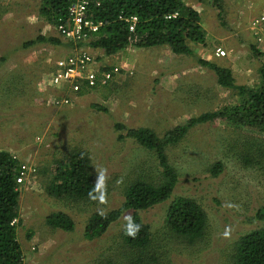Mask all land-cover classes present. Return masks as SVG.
I'll use <instances>...</instances> for the list:
<instances>
[{
  "label": "rangeland",
  "instance_id": "rangeland-1",
  "mask_svg": "<svg viewBox=\"0 0 264 264\" xmlns=\"http://www.w3.org/2000/svg\"><path fill=\"white\" fill-rule=\"evenodd\" d=\"M183 1L193 8L196 1L203 9V42L189 43L192 51L210 62L215 52L237 72L236 85L258 86L260 63L250 45L264 53V25L254 24L255 18L264 14V0H222L221 19L209 0ZM31 2L0 0V151L20 157L31 168L22 185L16 186L21 222L16 233L24 264H120L123 257L115 253L114 246L130 211H125L99 239L85 240L83 229L91 214L107 213L121 205L120 189L126 183L141 178L159 185L163 177L155 154L133 140L118 141L114 126L145 128L162 138L190 118L235 103L236 94L220 88L213 72L196 63L197 56L176 55L165 61L150 52L155 48H149L143 55L145 60L133 66L136 72L122 67L115 78L90 96L66 106H53L47 96L57 98L58 92L46 79L72 52L52 44L21 48L22 43L38 35L65 42L53 27L47 31L40 22L36 12L39 0ZM217 50L223 55H216ZM163 70L170 75L162 76ZM153 79L164 81L163 86ZM94 105L102 110H95ZM248 134L264 145V133L243 132L217 120L193 126L178 143L165 148L177 182L168 201L139 212V216L153 233L161 232L166 230L164 220L171 202L190 198L202 207L206 228L203 237L193 244L184 238L170 242L165 238L160 248L164 262L160 264H230L227 246L262 227L251 217L264 206V167L244 162L248 152L244 143L251 142ZM258 148L264 154V148ZM79 151L87 155L91 176L105 191L104 199L95 204L60 201L45 192L48 175L55 167L53 161L68 167L69 156ZM218 162L223 171L211 177L209 171ZM53 212L69 215L75 225L73 232L49 227L45 217Z\"/></svg>",
  "mask_w": 264,
  "mask_h": 264
},
{
  "label": "trees",
  "instance_id": "trees-1",
  "mask_svg": "<svg viewBox=\"0 0 264 264\" xmlns=\"http://www.w3.org/2000/svg\"><path fill=\"white\" fill-rule=\"evenodd\" d=\"M89 1L90 18L94 22L101 23L99 30L90 40L62 42L59 38L38 35L35 39L22 43L21 48L26 50L36 45L52 44L62 46L72 53L91 48L100 49L111 56L128 46L139 49L166 46L175 55L194 56L189 43L203 42L205 31L197 12L181 0ZM209 1L216 10L218 9L217 17L221 19L220 1L222 0ZM69 3V0H41L38 15L44 22L54 27L59 23V19L64 20L67 17ZM172 15L175 17L168 19V16ZM130 16L138 19L134 33H129L125 22L121 20ZM250 49L260 63L258 86L236 85L228 69L199 57L196 59L199 66L213 72L220 88L235 92L237 99L235 103L190 118L184 124L165 132L162 138H158L145 128L129 129L122 124L114 126L118 133V141L133 140L140 147L155 154L162 169L163 181L155 185L138 178L126 183L120 189L122 201L118 208L111 209L107 213L95 212L90 215L83 229L82 235L85 240L99 239L125 211H130L131 216L114 246L115 253L123 257L119 260L120 264H160L164 262L161 249L165 238H169L168 242L175 238H184L189 244H193L203 237L206 215L196 200L183 197L172 201L166 210L164 220L166 230L162 229L157 233H153L150 225L143 222L139 212L152 209L170 199L177 176L168 165L164 150L167 146L178 143L193 126L220 120L229 127L243 132L252 130L264 133V54L254 45H250ZM33 82L35 83L34 80ZM92 107L95 110H102L96 105ZM250 138L251 142L242 139L247 142L244 145L248 148L244 162L246 161L247 164L255 162L263 168L264 154L258 147L264 148V145L260 141L256 143L252 135ZM255 152L258 153L254 156ZM13 156L14 154L8 151H0V264H24L23 252L16 233L17 226H20L21 222L18 211L19 192L15 179L22 161ZM69 157L71 160L68 167H63V163L59 160L53 161L55 167L50 174L47 173L49 175L46 194L57 200L71 201L75 204L90 205L104 199L105 191L103 192L102 187L91 176L87 155L79 151ZM222 171V164L218 162L209 172L211 177H217ZM251 218L254 222L263 225L241 235L227 246L230 264H264V206L256 209ZM13 221L15 222L11 224ZM45 222L49 227L67 233L73 232L75 226L72 218L64 212L47 215ZM130 232L135 234L129 235ZM108 262L106 261V264H109Z\"/></svg>",
  "mask_w": 264,
  "mask_h": 264
},
{
  "label": "built area",
  "instance_id": "built-area-1",
  "mask_svg": "<svg viewBox=\"0 0 264 264\" xmlns=\"http://www.w3.org/2000/svg\"><path fill=\"white\" fill-rule=\"evenodd\" d=\"M67 10V17L64 20L59 19V23L53 28L57 35L63 41L80 42L88 41L97 33L101 23L94 22L89 16V0H69ZM97 5V4H96ZM175 17V15L168 16ZM126 24L129 33H134L138 22L137 17L130 16L128 18H121ZM255 25H264V14L255 18ZM256 33V30L254 31ZM258 41L260 38L258 37ZM223 55L220 50L216 51V55ZM95 59L86 50L80 49L74 51L67 56L60 67L46 79L47 84L55 90L64 89L70 94H78L84 86L87 89H95L107 85L112 78H114L122 69L119 66H112L108 69L94 70L93 65ZM45 85L44 87H46ZM50 103L53 106H66L70 104V97L59 96L58 98H51ZM15 159L16 155L13 156ZM31 168H28L23 162L20 164L19 172L16 176V184L22 185L25 177L29 174ZM13 221L11 224H13Z\"/></svg>",
  "mask_w": 264,
  "mask_h": 264
},
{
  "label": "crops",
  "instance_id": "crops-1",
  "mask_svg": "<svg viewBox=\"0 0 264 264\" xmlns=\"http://www.w3.org/2000/svg\"><path fill=\"white\" fill-rule=\"evenodd\" d=\"M26 1V0H25ZM186 6H188L187 3H185L183 0H181ZM29 2H31V0H29ZM40 2L41 0H39V3H38V8H39V5H40ZM195 7H191V6H188L190 7L192 10H194L195 12H197L199 18L201 17V12L203 13V9L200 7V3H197L195 1ZM26 4V3H25ZM28 5H32V2L31 3H28ZM38 11V9L36 10V12ZM38 14V13H37ZM40 22L43 23L44 25H46L45 29L48 31L50 30V25L47 24L46 22L43 21L42 18H40ZM201 21V19H200ZM201 26H202V23H201ZM221 26H224L223 24H221ZM52 27V26H51ZM227 28V27H225ZM232 30H227L225 32L229 33V34H233L235 35V37L239 38L240 35H237L238 33L235 32V31H232ZM231 34V35H232ZM243 44V43H241ZM155 48V50H150V52L153 53V55L155 57H164L163 60L165 61H169V59H173V58H176V55L173 54L168 47L166 46H162V47H153ZM92 56L93 58L95 59V64L93 65V68L94 70H103V69H108L112 66H119V67H126V68H130L132 71L135 69L133 66L136 65L138 66L139 64V60L142 61V60H145L143 58V55L144 54H147L149 52H145V51H149V48L148 49H139V48H134V47H131V46H128L127 48H125L124 50L122 51H119L118 53L114 54V55H106L102 50L100 49H91V48H85ZM215 51V50H214ZM144 52V53H142ZM264 54V53H263ZM193 55L194 56H197V53L193 51ZM69 56V55H68ZM181 56H185V55H181ZM67 56H65L66 58ZM151 55H149V57L147 56L146 58H150ZM198 57V56H197ZM169 58V59H168ZM194 58V57H193ZM113 59V60H112ZM206 61H208V58H202ZM210 60L212 63L216 64L217 66L219 67H222V68H226L228 69L230 72H231V75L232 77L234 78L235 80V83H236V76H238L237 72L233 70V68L231 67V64L229 63V61H225L224 59H220L218 57L215 56V52L212 53V55H210ZM117 61L120 62L119 65H117ZM210 62V61H209ZM223 64H226L227 66H222ZM201 67V66H200ZM203 68V67H202ZM165 70L161 71L162 73V76L164 77H168L170 75V73H167V72H164ZM197 71V69H196ZM134 72H136V70H134ZM165 74H164V73ZM156 74V72H154ZM200 73L204 74L203 71H200ZM152 76V75H150ZM115 78V77H114ZM155 84L159 85V86H163V82H160L158 81L157 79H153L152 80ZM151 82V81H150ZM166 84H168L170 81H165ZM97 88H101L100 86L99 87H96L95 89H87L86 87H82L81 90L79 91L78 94H70L68 91L64 90V89H59V90H56V92H58V95H57V98L59 96H67V97H70V104L71 103H74V102H77L80 98L82 97H88L90 96L94 91H96ZM45 91V90H44ZM48 91V90H47ZM54 91V90H53ZM48 100L47 102L49 103V99L51 98H54L53 95L52 96H47ZM46 103V105L49 106V104ZM9 152V151H8ZM19 159L21 160V158L19 157Z\"/></svg>",
  "mask_w": 264,
  "mask_h": 264
},
{
  "label": "clouds",
  "instance_id": "clouds-1",
  "mask_svg": "<svg viewBox=\"0 0 264 264\" xmlns=\"http://www.w3.org/2000/svg\"><path fill=\"white\" fill-rule=\"evenodd\" d=\"M138 230V229H137ZM135 233L130 232L129 235H134Z\"/></svg>",
  "mask_w": 264,
  "mask_h": 264
}]
</instances>
